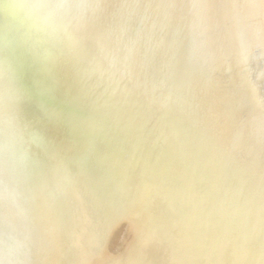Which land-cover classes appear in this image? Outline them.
Listing matches in <instances>:
<instances>
[{"label":"rangeland","instance_id":"obj_1","mask_svg":"<svg viewBox=\"0 0 264 264\" xmlns=\"http://www.w3.org/2000/svg\"><path fill=\"white\" fill-rule=\"evenodd\" d=\"M3 1L6 0H0V264H51L52 254L41 234V219L35 211L32 215L27 206L37 200L31 197L29 201L23 184L36 167L49 162L45 154L47 125L25 101L28 96L24 97L26 90L20 76L24 65L14 66L12 44L16 42L14 48L25 57L33 33L43 30L27 23L24 26L14 15L19 0ZM77 1L39 0L65 19L79 18L81 12L91 22L101 17L106 34L113 33L117 24L123 28L117 30L116 43L103 55L86 53L91 56L89 61L75 54L81 78L71 90L82 96L86 112L79 117L80 123L77 119L79 126L76 121L71 126H58L54 137L81 149L94 174L106 186L145 178V169L164 163L172 179L192 193L196 213L226 243L225 260L231 261L232 254L252 255L261 256L258 264H264V160L258 164V159L264 158L262 0H216L215 7L214 0ZM2 18L10 21L9 27ZM12 22L17 28L12 27ZM79 23L54 24L53 29L79 43L84 39L75 32L80 30ZM144 92H148L150 104L142 102ZM189 130L196 139H185ZM11 136L20 149L22 173L10 144ZM95 136L103 138L102 144L94 140ZM20 174L24 177L21 183ZM235 177L240 182H224ZM194 190L201 196L195 197ZM34 217L36 230L32 226ZM174 234L177 239L182 236Z\"/></svg>","mask_w":264,"mask_h":264},{"label":"bare ground","instance_id":"obj_2","mask_svg":"<svg viewBox=\"0 0 264 264\" xmlns=\"http://www.w3.org/2000/svg\"><path fill=\"white\" fill-rule=\"evenodd\" d=\"M79 1H77V3ZM83 1L84 0H82V2ZM27 2L38 13L47 14L51 17L52 20L51 26L45 28V30L43 29L40 34L33 33L28 46L26 45V43L24 44L27 46V49L24 51V59L26 60V65L22 70V74L20 75L22 76L21 79L26 90L24 91L26 93L24 97L28 96L26 98L28 100L25 101H29V105L31 106L32 110H35V112L47 123H45V125H47V130L45 132H47L48 147L46 146L47 149L45 150V154L48 157L47 159H49V162L44 166L36 167L33 171V175L26 178L27 180H25V182L23 183L25 190L23 189V187L22 189L25 191V196L30 197L29 201L31 200V197L37 200V202L28 203V207L30 211H32V215L35 214L33 212L35 211L41 219V234L43 240H46V244L50 251V254H52L51 264L260 263V260H262L261 256L256 258L252 255L238 256V254H232L231 261L225 260L226 250L224 249V246L226 243L223 240V242H221V239L216 235V233L208 228L207 223L205 222L203 217L196 213L195 207L193 205L194 198L191 195L192 193L189 194L180 186L178 181L172 179L174 176L166 170L164 163L160 162L158 164H155L153 167L145 169V178H141L136 181H131L129 179L120 180L116 187L106 186L103 184L101 179L94 174L95 172L86 154L81 149L76 148L77 146L72 147L71 145L66 143V140H64L66 142L59 141L54 137L56 128L58 126H71L73 123L75 124V121L77 123V119H79V117L82 115V112H86V109H84L81 104L82 96H80L79 94H75L71 90V86L74 85L77 81L79 82L81 78L79 65L76 61V56L78 55L83 60H91L90 57L92 55H96V53L103 55V51H108V49L115 42L117 38V30L122 29L123 26L120 24H117L115 26L113 25V33L106 34V25L101 23V17L96 21L91 22V20L85 19V16L81 15L83 14L81 12L79 13L81 15H79V18L70 17L68 19H65L66 16L53 12L51 6L49 7L46 4L44 5L43 3L39 2V0H27ZM212 2H214V4H212L215 7L216 0ZM74 3L75 2H73L72 4ZM82 4H85V2ZM263 5L264 0H262V6ZM7 8L10 7L8 6ZM4 10L5 8L2 11ZM15 19L17 18H14V20ZM82 19L84 20L82 21ZM6 20V23H8L7 25L9 27L10 21H8L7 18ZM6 20L4 19V21ZM75 20L80 21L77 27L80 30L77 31L74 28L75 32L84 37L83 41L81 40L79 43L74 42V40H72L71 38L68 39L62 36L59 32H56V30L53 29L54 24H60L64 22L72 24V22H74ZM13 22L11 23L12 25ZM121 23H123V21ZM125 23L126 22H124V24ZM23 25L25 26V22ZM14 26L15 25H13L12 27L14 28ZM21 30L17 31L20 32ZM15 38H17V36ZM16 40L19 41L20 39H15V41ZM36 47H38L37 49L39 52L36 50ZM21 48L19 49L21 50ZM86 53L91 56L89 57V55H87ZM94 67L96 68V65ZM95 71H98V68H96ZM146 89L148 90V88ZM175 91L181 94L180 90L176 87ZM147 93H142V102L144 104H150L151 101ZM176 96L177 95H175V97ZM32 114L33 113H31V115ZM80 119L79 123L81 122ZM77 125L79 126L78 123ZM133 126L136 129L138 124H135ZM205 126L206 125H204V128L206 129L207 127ZM218 127L220 128L219 124ZM44 128L46 127L44 126ZM223 134L225 135V133ZM249 138H251L250 140H252V137ZM185 139H196V135L192 130H189L185 134ZM227 139L230 140V138ZM94 140L98 144H102L103 138L101 136H95ZM224 143H221V147ZM40 150L39 154L42 153L40 152ZM250 151H252V149ZM114 159L115 158L112 157V160ZM43 160L45 161V159ZM258 160V164H260L263 162L264 158H259ZM31 162L29 163L30 165ZM26 168L27 167H25V169ZM27 169H29V167ZM135 174L137 173L135 172ZM22 179H24V177ZM230 181L240 182V179L238 177H235L224 182L228 183ZM224 182L221 181L220 184L222 185ZM195 193V197L201 196L199 192ZM2 206L4 207V205ZM174 211H176L178 214L175 215L171 213ZM27 213H30L29 210ZM1 219L3 221V218ZM32 222V226H34V229L36 230L37 224L35 221V217L32 218ZM172 222H175L176 225H172ZM174 232H177L178 235L181 234L182 236H178L177 239V236L174 234ZM40 240L39 245L41 247V250H43V242L41 238ZM221 243H223V245H219Z\"/></svg>","mask_w":264,"mask_h":264},{"label":"clouds","instance_id":"obj_3","mask_svg":"<svg viewBox=\"0 0 264 264\" xmlns=\"http://www.w3.org/2000/svg\"><path fill=\"white\" fill-rule=\"evenodd\" d=\"M14 15L22 22L41 30L51 26L52 23L49 15L38 13L27 0H19L14 8Z\"/></svg>","mask_w":264,"mask_h":264},{"label":"water","instance_id":"obj_4","mask_svg":"<svg viewBox=\"0 0 264 264\" xmlns=\"http://www.w3.org/2000/svg\"><path fill=\"white\" fill-rule=\"evenodd\" d=\"M5 33H6V31H5ZM6 35H8L7 33H6ZM8 37V36H7ZM9 39V38H8ZM12 44H13V49H14V51H15V57H14V60H15V64H14V66H16V68H19L20 66H21V64L22 63H24V67H25V65H26V60L24 59V57L23 56H21L17 51H16V49L14 48L15 47V45H16V42H14V41H12ZM254 53L256 52V54H257V50H254L253 51ZM19 55V56H18ZM23 57V58H22ZM15 70L16 69H14V73H15ZM14 121V120H13ZM10 144L12 145V147L14 148V150H15V152H16V155H17V161H18V163H19V166H20V173H22V164H21V158H20V149H19V147H18V145H17V143L14 141V137L13 136H11V141H10ZM21 179H22V176H21V174H20V183H21ZM25 202H27L26 200H24ZM241 201V200H240ZM28 206V205H27ZM222 240V239H221ZM219 245H223V243H221V244H219ZM215 255V254H214Z\"/></svg>","mask_w":264,"mask_h":264}]
</instances>
